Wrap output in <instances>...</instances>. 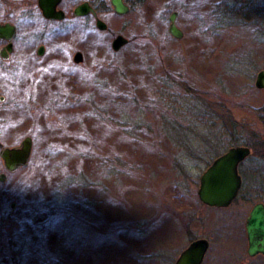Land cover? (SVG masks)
<instances>
[{
  "label": "rangeland",
  "instance_id": "374dc122",
  "mask_svg": "<svg viewBox=\"0 0 264 264\" xmlns=\"http://www.w3.org/2000/svg\"><path fill=\"white\" fill-rule=\"evenodd\" d=\"M232 1L253 2L110 7L99 14L105 31L92 17L17 20L15 52L0 60V143L30 137L32 154L0 182V264H174L198 238L210 243L203 264H263L245 253L249 205L207 208L196 195L205 165L227 150L206 154L204 108L231 112L233 146L264 154V90L254 86L264 18L223 16ZM174 12L180 40L167 31ZM117 35L128 44L113 52ZM259 161L257 177L252 160L241 169L246 193L264 189Z\"/></svg>",
  "mask_w": 264,
  "mask_h": 264
},
{
  "label": "water",
  "instance_id": "95a60500",
  "mask_svg": "<svg viewBox=\"0 0 264 264\" xmlns=\"http://www.w3.org/2000/svg\"><path fill=\"white\" fill-rule=\"evenodd\" d=\"M112 11L116 15H125L129 7L123 0L109 1ZM42 8V7H41ZM43 15L52 18L50 13L44 9ZM74 16L85 17L91 15L94 18L95 28L99 31L106 30V24L98 17L97 13L88 3H82L74 10ZM176 13L169 17L168 34L180 40L183 33L175 25ZM14 29L9 26H0V39L11 40ZM128 40L121 35H117L111 42V50L118 52ZM74 63L82 62V54L75 53ZM254 86L258 90H264V71H259L256 75ZM2 145H0V148ZM32 150V140L30 137L24 138L18 148H4L0 153L4 167L8 172H15L27 166ZM250 151L244 146H235L226 150L220 157L201 174L199 186L196 191L198 200L205 206L215 208L228 207L237 197L241 186V178L238 174V165L248 158ZM4 181V176L0 177V182ZM245 231L247 239V254L250 257L261 254L264 257V206L256 204L249 212L245 221ZM209 244L205 239H196L188 244L176 258L174 264H201L208 250Z\"/></svg>",
  "mask_w": 264,
  "mask_h": 264
},
{
  "label": "flooded vegetation",
  "instance_id": "af4514ba",
  "mask_svg": "<svg viewBox=\"0 0 264 264\" xmlns=\"http://www.w3.org/2000/svg\"><path fill=\"white\" fill-rule=\"evenodd\" d=\"M109 1L110 0H108V3H109ZM123 1H124V4H126L129 7V5L127 4L126 0H123ZM252 1L253 2H251V3L253 5V8H255V1L261 2L262 0H252ZM262 2L264 3V0ZM82 3H88L94 9L93 5L90 2L81 1V0H0V26H2V27L3 26H9V27H12L14 29V35L12 36L11 40L0 39V60L4 61V62L8 61L9 59H11V56L15 52V39H16V34H17V30H18L17 20L18 21L22 20V19L30 20L34 16L40 17V19L42 21H44L46 24H61V23H64L65 21H68V20H79V18H84V17L74 16L73 13H74V10L78 6H80ZM239 4H241V3H239ZM109 6H110V3H109ZM42 9L46 10L48 12V14L50 13L52 18L45 17L43 15V10ZM129 9H130V7H129ZM111 10H112V8H111ZM260 10L264 11V4H263V6H262V8ZM94 11H95V9H94ZM258 14H260V15H258ZM97 15L99 17L98 13H97ZM254 16H255V18L263 16V18H264V12L257 13ZM85 17H92V16L91 15H87ZM94 24H95V22H94ZM45 50H46L45 47L43 45L39 44L37 46V48H36L35 54L38 57H42L43 54L45 53ZM75 53H77V52H75ZM75 53H74V55H75ZM74 55L72 57L73 63H74V60H73L74 59ZM74 64H76V63H74ZM79 64H76V65H79ZM0 90H1V86H0ZM3 101H4V98L2 96H0V103H2ZM258 124L261 125V123L254 122V125H258ZM255 141L257 143L260 142V140H258L256 138H255ZM20 142H19V144H20ZM257 143H255V144H257ZM19 144L17 146L4 147L0 143V145H2V147L0 148V153H1L2 149H4V148H9V149L18 148ZM232 147H235V146H232ZM244 147H246V146H244ZM247 148L250 151L249 157L246 158L245 160H243L237 167L238 174H239V176L241 178V186H240L239 192H238L237 197L235 198V200L226 208L208 207V206L203 205L200 202L203 206H205L207 208L218 209V210H226V209H229L238 200H240V206H244V208H245V207H247L249 205L250 210L256 204H262L264 206V189L263 188H260L261 190L260 189L257 190V188L254 187V189L253 188L250 189L247 193L246 192L242 193V188H243V186H242V183H243L242 182V177L243 176L241 175V173H242L241 169H242L243 165H245L248 161L251 162V160H252L251 164L254 166V168L250 169L249 172L251 174H253L255 177H257V176H259V171L261 170L260 167H259L260 166V161L259 160L264 159V158H260L261 156L264 157V154L260 153V155L255 154V156H253L251 148L250 147H247ZM31 154H32V150H31ZM222 154L214 157L210 161V163L206 164L204 171L213 163L214 160H216ZM251 158H253V159H251ZM257 158H258V160H257ZM0 163H1V170L3 171V173H2L1 170H0V177L4 176V180L6 178V174H12V173H15L16 171L22 169V168H20V169L16 170L15 172H8L5 169L3 161H2L1 158H0ZM250 210H249V212H250ZM249 212L247 213V217H248ZM247 217L245 218V221H246ZM244 232H245V238H246L245 223H244ZM198 239H204V238H198ZM194 240H196V239H194ZM194 240H192V241H194ZM246 243H247V239H246ZM208 244H209V247H208V250H209V248H210L209 241H208ZM208 250H207V252H208ZM207 252H206V254H207ZM245 253H246V255H247V257L249 259L260 258V260L264 264V257L261 254H258V255H255L253 257H250L247 254V248H246V252ZM206 254L204 256V259L206 257ZM204 259H203L201 264H203Z\"/></svg>",
  "mask_w": 264,
  "mask_h": 264
},
{
  "label": "trees",
  "instance_id": "16d2710c",
  "mask_svg": "<svg viewBox=\"0 0 264 264\" xmlns=\"http://www.w3.org/2000/svg\"><path fill=\"white\" fill-rule=\"evenodd\" d=\"M147 0H126L127 4L131 6H141L143 3ZM95 9V11L100 14L102 11L110 8L109 3L107 0H94V2L91 3ZM221 14L225 17H232V18H238L243 19V21H250L253 16L257 13L264 12L260 9L253 8V5L250 2H242L241 4L236 2L228 3L227 5L221 6ZM186 90H189V88H186ZM171 108V107H170ZM174 113L181 112L182 110L185 112V110L181 107H178V105L175 103V108L173 109ZM204 112L200 110L201 116H204V122L205 125H208L204 128L205 125H199L201 128H204L207 130L208 134L206 137H203L202 142L206 145L211 151L206 153L208 156L215 155L213 153V150H219V148L228 149L229 147L236 145L238 142V139H236V131L235 126L238 125L236 121V117L232 116L231 112H229L227 109H223L220 111L211 110L206 108L203 109ZM210 110V111H209ZM206 118V119H205ZM203 122V123H204ZM188 131H193L192 128H188ZM184 148L185 145L188 144L187 141L183 142ZM246 147L249 146L248 144H244ZM206 164V162H205ZM244 175V172H242V176ZM243 186V183H242ZM244 192L242 188V193ZM191 242V241H190Z\"/></svg>",
  "mask_w": 264,
  "mask_h": 264
}]
</instances>
